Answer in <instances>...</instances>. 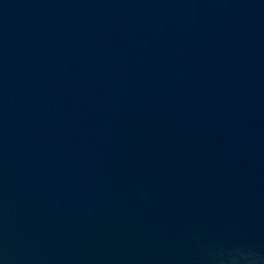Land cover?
<instances>
[{
  "label": "water",
  "instance_id": "obj_1",
  "mask_svg": "<svg viewBox=\"0 0 264 264\" xmlns=\"http://www.w3.org/2000/svg\"><path fill=\"white\" fill-rule=\"evenodd\" d=\"M0 264H264V0H0Z\"/></svg>",
  "mask_w": 264,
  "mask_h": 264
}]
</instances>
